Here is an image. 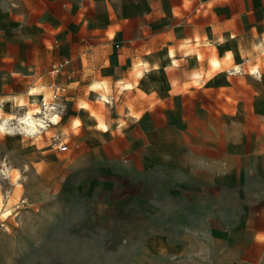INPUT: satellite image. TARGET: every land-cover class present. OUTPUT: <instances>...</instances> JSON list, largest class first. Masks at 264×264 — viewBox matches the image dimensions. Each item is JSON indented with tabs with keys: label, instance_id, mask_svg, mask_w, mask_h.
Returning <instances> with one entry per match:
<instances>
[{
	"label": "crops",
	"instance_id": "0c3cea01",
	"mask_svg": "<svg viewBox=\"0 0 264 264\" xmlns=\"http://www.w3.org/2000/svg\"><path fill=\"white\" fill-rule=\"evenodd\" d=\"M0 82L62 88L116 217L170 226L145 251L264 264V0H0Z\"/></svg>",
	"mask_w": 264,
	"mask_h": 264
},
{
	"label": "rangeland",
	"instance_id": "374dc122",
	"mask_svg": "<svg viewBox=\"0 0 264 264\" xmlns=\"http://www.w3.org/2000/svg\"><path fill=\"white\" fill-rule=\"evenodd\" d=\"M14 88L0 82V125L36 112L33 95L5 98ZM70 115L35 134L0 128V264H217L210 248L204 256H168L141 247L142 234L170 226L121 223L101 192L105 178L73 160L84 147L73 140ZM54 137L65 138L66 152Z\"/></svg>",
	"mask_w": 264,
	"mask_h": 264
},
{
	"label": "built area",
	"instance_id": "2783aa9c",
	"mask_svg": "<svg viewBox=\"0 0 264 264\" xmlns=\"http://www.w3.org/2000/svg\"><path fill=\"white\" fill-rule=\"evenodd\" d=\"M69 63H70L69 60H63V61L54 63L48 69L47 74L49 76L55 77V76H57V74L64 71L66 69V67L69 65ZM73 74H74L73 70H68L67 74H66V78L71 79ZM49 87L52 90L51 102H49L48 104L43 102L41 104L42 112H39L40 113L39 117L35 119V124H36L38 130L47 129V128L51 127L52 125H54L52 118L54 116H56V114L58 113V112H55V111H57V108H58V105L56 102L59 98V93H60L62 88L55 83L49 84ZM52 143L59 152L64 153L68 150L67 142L58 138V137H54L52 140Z\"/></svg>",
	"mask_w": 264,
	"mask_h": 264
},
{
	"label": "bare ground",
	"instance_id": "6f19581e",
	"mask_svg": "<svg viewBox=\"0 0 264 264\" xmlns=\"http://www.w3.org/2000/svg\"><path fill=\"white\" fill-rule=\"evenodd\" d=\"M17 120L18 122L16 126H12L11 124L8 125V123H5L4 125H0V128L13 129V127H18L24 129V131L29 132L30 134H35L38 131L37 126L35 124V119L31 114H27L24 117L18 118Z\"/></svg>",
	"mask_w": 264,
	"mask_h": 264
}]
</instances>
